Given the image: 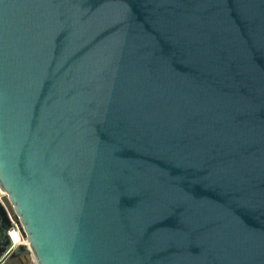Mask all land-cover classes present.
I'll list each match as a JSON object with an SVG mask.
<instances>
[{
	"label": "water",
	"instance_id": "obj_1",
	"mask_svg": "<svg viewBox=\"0 0 264 264\" xmlns=\"http://www.w3.org/2000/svg\"><path fill=\"white\" fill-rule=\"evenodd\" d=\"M0 189L36 264H264V0H0Z\"/></svg>",
	"mask_w": 264,
	"mask_h": 264
},
{
	"label": "built area",
	"instance_id": "obj_2",
	"mask_svg": "<svg viewBox=\"0 0 264 264\" xmlns=\"http://www.w3.org/2000/svg\"><path fill=\"white\" fill-rule=\"evenodd\" d=\"M0 201L4 204L8 216L11 221V226L7 230V235L10 240V248L9 250H14L18 246H23L25 248L24 253L28 256L31 264H36L33 254L30 249L29 242L25 235L22 233V224L19 221L18 216L16 215L15 211L12 208V205L10 204L6 193L0 189Z\"/></svg>",
	"mask_w": 264,
	"mask_h": 264
},
{
	"label": "flooded vegetation",
	"instance_id": "obj_3",
	"mask_svg": "<svg viewBox=\"0 0 264 264\" xmlns=\"http://www.w3.org/2000/svg\"><path fill=\"white\" fill-rule=\"evenodd\" d=\"M14 261H16V264H31L28 256L25 253L19 255L18 257L17 256L16 257H13V258L12 257H9L6 260V262L8 264H12Z\"/></svg>",
	"mask_w": 264,
	"mask_h": 264
},
{
	"label": "crops",
	"instance_id": "obj_4",
	"mask_svg": "<svg viewBox=\"0 0 264 264\" xmlns=\"http://www.w3.org/2000/svg\"><path fill=\"white\" fill-rule=\"evenodd\" d=\"M2 264H8V263L5 261V262L2 263ZM12 264H16V261H14Z\"/></svg>",
	"mask_w": 264,
	"mask_h": 264
}]
</instances>
